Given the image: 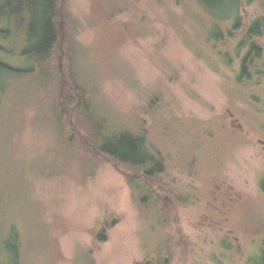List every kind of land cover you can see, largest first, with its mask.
<instances>
[{"label":"rangeland","instance_id":"1","mask_svg":"<svg viewBox=\"0 0 264 264\" xmlns=\"http://www.w3.org/2000/svg\"><path fill=\"white\" fill-rule=\"evenodd\" d=\"M65 1L80 21L77 78L122 124L148 130L168 188L187 200L169 191L176 213L161 225L105 157L84 177L57 153L46 107L33 102L38 80L12 77L0 104V218L19 235L20 263L136 264L162 241L171 264L264 263V76L240 83L238 62L223 65L215 49L196 56L194 0ZM246 1L247 20L264 13V0ZM115 5L123 10L108 19ZM113 213L120 222L108 241L94 243ZM14 252L5 250L10 262Z\"/></svg>","mask_w":264,"mask_h":264},{"label":"trees","instance_id":"2","mask_svg":"<svg viewBox=\"0 0 264 264\" xmlns=\"http://www.w3.org/2000/svg\"><path fill=\"white\" fill-rule=\"evenodd\" d=\"M194 1L198 10L191 16L200 25L199 38L203 39L201 45H193L196 56L203 58L215 49L223 65L232 67L239 63L236 75L240 83L262 78L264 13L247 20L246 0ZM122 10L118 5L109 7L107 18ZM71 14L65 0H0V104L11 91L13 78L38 80L42 97L33 102L46 107L45 120L55 136L57 153L68 152L84 177L97 169L101 156L111 161L125 175L142 212H153L154 219L164 225L176 213L169 191L177 193L181 203L187 198L168 188L164 178L166 158L149 144L148 130L122 124L101 102L97 88L90 81L77 78L74 62L80 55L81 45L75 33L80 21ZM154 99L149 97L148 108L153 107ZM1 197L0 187V208ZM119 222L115 213L100 221L94 230V243L108 241L110 230ZM14 236L19 235L0 218V264H13V261L21 264L22 243L15 241ZM10 246L15 251L11 262L5 254ZM169 247L162 241L136 264H171L173 254Z\"/></svg>","mask_w":264,"mask_h":264},{"label":"water","instance_id":"3","mask_svg":"<svg viewBox=\"0 0 264 264\" xmlns=\"http://www.w3.org/2000/svg\"><path fill=\"white\" fill-rule=\"evenodd\" d=\"M61 69H62V67H61Z\"/></svg>","mask_w":264,"mask_h":264}]
</instances>
